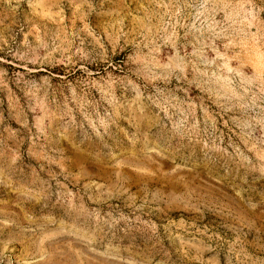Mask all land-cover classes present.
I'll use <instances>...</instances> for the list:
<instances>
[{
  "label": "rangeland",
  "instance_id": "obj_1",
  "mask_svg": "<svg viewBox=\"0 0 264 264\" xmlns=\"http://www.w3.org/2000/svg\"><path fill=\"white\" fill-rule=\"evenodd\" d=\"M0 264H264V0H0Z\"/></svg>",
  "mask_w": 264,
  "mask_h": 264
}]
</instances>
